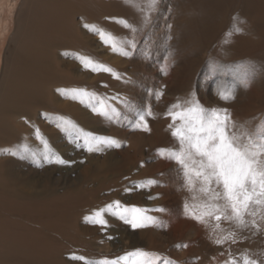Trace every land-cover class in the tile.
Here are the masks:
<instances>
[{
    "label": "bare ground",
    "instance_id": "1",
    "mask_svg": "<svg viewBox=\"0 0 264 264\" xmlns=\"http://www.w3.org/2000/svg\"><path fill=\"white\" fill-rule=\"evenodd\" d=\"M2 1L0 0V4ZM75 1H21V7H27L28 11L22 14L21 18L19 17L14 28L15 34L11 40L14 42L15 55L13 54L14 58L10 66L4 63L5 70L2 71L0 79V264H30L39 260L48 262L64 256L63 249L57 250L54 247V249L44 250L41 248L43 243L39 242L41 239H35V235H39L47 242L51 234L44 236L39 232L35 234L30 232L28 235L26 231L16 233L2 227L12 223L8 218L5 222L1 220L5 218L3 214L6 211L3 210L13 208L29 210V215L21 219L27 223L42 222L41 226L52 225L60 219L44 213L47 208L48 211H52L53 205L63 197L58 196V192L51 187L49 167H47L51 156L61 153L68 132L81 131L82 133L84 131L85 134H89V129L86 128L96 129L99 123H103L105 115L100 116L102 113H98L96 109L93 111V117L86 118L82 105L88 102V97L95 102H106L107 96L112 94L110 86L114 85V82L112 83L114 77L122 73V65L130 61V57L124 54L127 53L122 43L124 33L114 29L117 25L112 23L115 17H123L127 13L137 16L139 12H135L134 8L141 0H85L88 4L85 3L87 5L82 8L72 6L71 3ZM13 2L14 0H7L9 7L13 6ZM74 8L83 12L78 22L73 19ZM147 9L144 10V14H148ZM0 15L1 22L2 14ZM165 15L170 18L169 22L166 21V27L171 33L173 32L172 35H174V29H177L171 40V48L175 51V55H182L184 52L182 58L176 61L177 64L175 60L170 61L174 80L176 81L179 75L185 77L180 81L181 86L192 88L195 75L206 58L215 62L221 61L224 66L237 64L239 60L258 58L256 62H261L262 67L251 71L254 87L240 90L239 97H243L244 103L226 109L236 124L238 122L253 124L254 114L258 116L256 113H260L258 102H264V0H180L173 10L165 12ZM86 25L95 26L106 34H110L114 40L106 36L105 39L108 40L106 43L100 35ZM156 25L162 26L163 21H157ZM237 28L241 30L236 31ZM113 43L116 45L115 49L112 46ZM116 53L117 56H115ZM149 80L148 85L160 88L158 82L150 78ZM173 86L175 89L180 85ZM250 101L255 102L251 104ZM158 119L155 120V124L148 120L157 133L162 130L168 131L169 125L173 124L170 115L162 116L159 119L160 122ZM90 135H86V138ZM28 163L32 167L34 164L39 167L28 170L29 168H25L29 167ZM124 168L129 172L130 167ZM138 168H140L139 176L143 177L147 172L146 168ZM116 178L108 184L115 185ZM101 186L103 184L99 183V187ZM186 191L187 194L190 191L196 196L193 198L194 196L190 195L186 205L199 211L194 206L204 201V194L197 190V193H194L193 187L189 189L188 186ZM116 193L117 191L111 199L117 197ZM151 194L155 196L152 192ZM155 197L156 201L149 203L148 206L153 209L162 203L157 207L159 209L157 214L160 217L164 213L162 205H165L166 199L158 194ZM142 198L140 194L124 196L122 205L126 204V206H119L116 212L110 215V222L103 217L105 207H101V204L96 205L98 209L95 211V218L97 217V221L106 222L105 224L96 223L102 226L111 223L116 231L124 229L123 231L127 233V223L123 222L120 216L128 215V211L133 208L144 213L146 204L143 203ZM125 209L128 211H124ZM97 212H100L99 216L96 215ZM261 214L264 215L263 212ZM190 219L192 220L191 217L183 219L187 224L185 238L193 239L201 232L197 233L201 227ZM208 226L209 233H213L211 220ZM222 227V229L231 230L233 226L225 221ZM261 228L260 237L248 241L246 245L248 251L259 249L264 244V221H261ZM77 230L79 234L76 239L96 247L95 235L83 234V227L81 232ZM63 233V230H59L57 234L61 238ZM74 235L69 233L70 237ZM129 235L133 241L132 235L130 233ZM247 236L252 234L245 231L239 233L237 243L233 245L238 246L237 244H241L242 239ZM31 238L33 242L35 241L33 248L26 243L32 242ZM118 241L120 243L122 239ZM132 244L138 246L135 240ZM225 244L222 247L224 261L231 253V249L227 243ZM186 245L185 249H188L191 244ZM232 255L235 256V253L233 252Z\"/></svg>",
    "mask_w": 264,
    "mask_h": 264
},
{
    "label": "rangeland",
    "instance_id": "2",
    "mask_svg": "<svg viewBox=\"0 0 264 264\" xmlns=\"http://www.w3.org/2000/svg\"><path fill=\"white\" fill-rule=\"evenodd\" d=\"M21 1L14 0L15 3L13 2L11 7L7 0H3L0 4V13L2 14L0 22V79L2 71L5 70L4 63L6 62V66H10L15 55L14 42L11 40L15 34L14 28L19 17L21 18L22 14L28 11L27 7H21ZM179 2L180 0H157L155 7L150 10L147 9L146 0H141L139 3L136 1L138 4L134 10L139 12L137 16L127 13L123 17L114 18L112 24L117 25L114 29H119L124 33L122 43L125 45L124 50L128 53L130 61L128 64L122 65L123 72L114 77L112 81L114 85L110 86L112 94L107 96L106 102H95L88 97V102L82 105L86 118L93 117V111L96 109L98 113H102L100 116L105 115L103 123H99L96 129L86 128L91 134L88 138L86 135L89 134H85L84 131L82 133L81 131L79 133L68 132L61 153L51 156V161L47 166L49 167L51 187L58 192V196L63 197L53 205L52 211H48L47 208L44 213L60 219L52 225L41 226L42 222L27 223L21 219V217L29 215V210L25 211L22 208L3 210L6 211L3 214L5 218L1 220L5 222L8 218L12 223H8L6 226L2 225V227L16 233L26 231L28 235L30 232L31 234L39 232L44 236L51 234L47 242L42 240L39 235H35V239H41L39 242L43 243L41 248L44 250L55 247L57 250L65 251L61 258L51 259L48 262L39 260L30 264H60L61 262L63 264H84V261L78 259L79 257H85L88 260L104 257L114 259L135 249L157 254L163 258L166 264H224L223 245L220 246L213 242L214 234L209 233V226L202 225L186 213L185 205L189 201V197L196 198V196L192 195L190 191L187 194L183 169L178 163H175L174 159L170 158L169 150L179 149L178 141L172 135V128H167L169 130H165V132L162 130L160 134L149 124L148 120L150 119L155 124V120L158 118L169 116L166 113L174 104H180L181 108L188 107L184 103L186 100L194 101L205 109H214L223 114V110L228 107L244 103L242 102L243 97H239L240 90L241 88L248 90L254 87L251 81V71L260 69L262 66H260L261 62H256L258 58L239 60L237 64L224 63L225 66L221 61L215 62L206 58L205 62L200 65L202 68L200 67L195 75L191 88L193 92L190 88L181 86L180 81L185 77L179 75L176 81L174 80L171 62L175 60L177 64L176 61L182 58L184 52H181L182 55H175V51L171 48V40L177 29H174V35H172L173 32L171 33L166 27L170 18L164 16L165 12H171ZM85 3H87L85 0L81 2L77 0L71 5L82 8L88 4ZM74 9L73 19L78 22L79 16L83 12ZM145 9L148 10V14H144ZM157 21H163V25H156ZM123 22H126L128 27ZM229 29L227 30L229 31ZM149 78L158 82L160 88L148 85ZM174 84L180 86L174 89ZM250 102L252 104L255 101ZM260 103L258 102L260 113H256L258 116L254 114L253 124H246V122L236 124L242 126L239 129L241 132L247 130L255 133L258 125L264 128V102ZM172 111L179 112L180 109H172ZM140 115H144L147 130L143 126H136L139 123ZM180 124L181 121L176 120L174 127H178ZM89 148L92 150L89 151ZM161 149L166 150L163 155L160 153ZM57 157L66 163H57ZM28 165L29 167H25L29 168L28 170L31 168L34 170L36 166L39 167L37 164H34L33 167L30 163ZM124 167H130L129 172ZM138 167L146 168L147 172L143 177L139 176L140 168ZM22 169L24 168L22 167ZM115 177H117L116 184H108ZM99 183H102L103 186L99 187ZM199 188L200 183L196 181L193 187L194 193H197ZM115 191H117V197L111 199ZM151 192L155 196L158 194L166 199L165 205H162L164 213L160 217L157 214L159 210L157 207L162 203L153 209L148 206L149 203L156 201V197ZM73 194L76 196L74 197ZM127 194H140L141 198L143 197L142 201L146 204V208L142 214L151 217L153 222L136 229L127 224L128 234L123 231L124 229L116 231L111 223L102 226L92 222L93 220L97 221L95 211L98 209L96 206L98 204L105 207V216L103 217L107 222H110V215L118 209L115 202L118 201L119 206H126V204L122 205V202ZM196 212L199 214V211ZM262 212L264 213V209ZM130 214L131 210L125 216H130ZM86 217L90 219L86 220ZM188 217H191L192 220H190L201 227L199 231L195 227L197 233L200 231L202 233L196 234L193 239L185 238L187 224L183 219ZM211 222L213 228L216 222L214 220ZM224 223L225 221L220 222L221 227ZM123 225L126 224L123 223ZM82 227L83 234L95 235L97 243L95 248L76 239L79 234L77 229L81 232ZM59 230L64 231L61 238L57 234ZM119 231L121 232L119 233ZM245 232L250 231L245 230ZM69 233L75 235L70 237ZM129 233L138 242V246L132 244L134 240L131 241ZM261 233L245 237L242 239L244 244H237L238 246L233 243L231 246L230 243H227L231 254L234 252L238 257L242 252L247 251L254 258V255L259 253L261 254L259 259L264 260V256H262L264 244L251 252L246 247L248 241L260 237ZM120 238L122 241L118 243ZM26 243L33 248L32 245L35 241ZM186 244H191L188 249H185ZM31 247L30 249H32ZM235 249L237 251H234ZM255 258H257L256 255Z\"/></svg>",
    "mask_w": 264,
    "mask_h": 264
},
{
    "label": "snow or ice",
    "instance_id": "3",
    "mask_svg": "<svg viewBox=\"0 0 264 264\" xmlns=\"http://www.w3.org/2000/svg\"><path fill=\"white\" fill-rule=\"evenodd\" d=\"M146 3L151 10L157 0H146ZM145 19L147 20V17ZM123 23L128 27L126 22ZM86 27H90V30L100 35L106 43V36L114 40L110 34L95 26ZM112 46L115 49V43ZM184 103L188 107L181 108L180 104H174L166 113L173 119V124L169 127L172 128V135L179 144V149L169 150V155L183 169L185 183L189 189L199 181V191L205 197L201 204L194 206L199 208V214L188 205H185L186 213L206 226L210 219L214 220L216 223L212 228L213 242L220 246L225 243H237L238 234L245 230L250 231L252 235L259 234L262 230L261 221H264V215L261 214L264 209V128L258 125L255 133L247 130L241 132L239 129L242 126H237L232 121L227 110H223L221 114L220 111L205 109L191 100ZM172 109L180 111L173 112ZM176 120L181 121L178 127H174ZM136 126H143L147 130L144 115H140ZM165 151L161 149V155ZM56 162L66 163L59 157ZM115 204L119 208V202ZM124 211L127 212L128 209ZM96 215L99 216L100 212ZM120 218L133 229L153 222L151 217L143 215L135 208L131 209L130 216L122 215ZM221 221L229 222L233 226L232 229H222ZM92 222L106 223L103 220ZM255 255L257 258H253L247 251L238 257L229 253L224 264H264V260L259 259L261 254ZM78 259L84 261V264H166L157 254L142 249H135L114 259Z\"/></svg>",
    "mask_w": 264,
    "mask_h": 264
}]
</instances>
